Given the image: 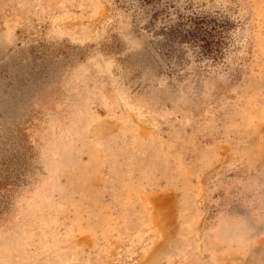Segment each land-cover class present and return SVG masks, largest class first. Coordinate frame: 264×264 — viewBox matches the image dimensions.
Segmentation results:
<instances>
[{
    "label": "rangeland",
    "instance_id": "374dc122",
    "mask_svg": "<svg viewBox=\"0 0 264 264\" xmlns=\"http://www.w3.org/2000/svg\"><path fill=\"white\" fill-rule=\"evenodd\" d=\"M0 264H264V0H0Z\"/></svg>",
    "mask_w": 264,
    "mask_h": 264
},
{
    "label": "trees",
    "instance_id": "16d2710c",
    "mask_svg": "<svg viewBox=\"0 0 264 264\" xmlns=\"http://www.w3.org/2000/svg\"><path fill=\"white\" fill-rule=\"evenodd\" d=\"M189 22V27L184 28V25ZM205 21L201 19V16L197 15H186L185 17H179L175 24L164 26L163 29L169 39L182 40L189 39L192 42H200V49L202 48L205 52H212L207 45L208 36L212 35L214 27L206 30L203 28ZM201 43H203L201 45ZM202 50V51H203ZM201 51V50H200Z\"/></svg>",
    "mask_w": 264,
    "mask_h": 264
}]
</instances>
